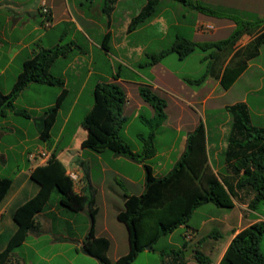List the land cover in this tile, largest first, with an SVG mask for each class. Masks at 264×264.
Listing matches in <instances>:
<instances>
[{
	"label": "crops",
	"instance_id": "0c3cea01",
	"mask_svg": "<svg viewBox=\"0 0 264 264\" xmlns=\"http://www.w3.org/2000/svg\"><path fill=\"white\" fill-rule=\"evenodd\" d=\"M1 1L2 5L8 8L5 9L6 11L3 16L6 31L8 30L11 36L13 33H17L20 37L14 42H9V40L7 41L8 37L4 33L0 35L1 40L9 42V47L5 49L4 44L0 41V57L5 55L8 58V63L15 60L24 51L28 55L27 58H31L38 51H34L31 47L46 37L50 32L56 30H60L62 32L61 36L63 37L68 34L69 30L76 31L88 42L90 52L86 51L83 53L88 69L86 80L94 73V69L92 68V64L95 61L94 54H92L94 49L97 51L99 60L109 52L115 54L113 55L115 63L130 72L129 77H122L118 74L113 82L120 85L126 97L123 113L127 118V123L121 135L130 146L132 152L139 155L140 158L139 160H135L108 150L95 152L80 147L81 142L86 138V130L82 126V120L92 107V92L94 88H90V99L88 96L85 103L79 104L81 91L85 87V82L73 94L68 88L70 83L68 80L69 71L70 69L76 68V66H80L78 61L79 57L74 56L71 59L67 57L62 58L63 62L60 72L56 75L57 77L61 76L63 80L62 90L53 99L43 101L40 93L46 92V88L39 90L36 88L35 91L39 94L37 95L38 99L36 102L23 105V111H14L9 108L3 116H0V177L12 179L8 193L0 202V252L5 248L10 237L16 231L17 226L13 220L14 211L20 205L34 197L39 191L40 187L32 180L31 172L36 167L45 164L43 159L39 157L40 152H46L49 156L55 154L64 166L66 176L71 181V190L66 194L65 201H62V198L58 195L57 203L53 205H51L50 198L54 191L51 193L43 210L36 214L34 227L29 230L25 241L19 247H27L29 242H37L42 238H47L50 247L55 245H71L73 250L75 249L76 255H79L84 260L94 261V264H99L96 258L82 251V243L88 236L90 230L93 231L96 238H107L110 242V247L115 243L117 235L122 239L124 245L125 241L128 242V234L125 236L123 231L121 232V226L116 222V224H112L110 227L108 220L118 221L117 214L124 209L125 200L132 195L140 196L144 192L146 183L145 166L150 168L152 176L155 177L167 176L174 169L186 150L189 135L197 126L196 121L190 127H186L184 131L181 125L176 126L174 129L175 137L169 145L163 147L161 151H158L153 146L154 153L144 157L142 155L144 141H147L152 131L155 132L153 121L156 113L153 108H150L151 106L149 104L145 103L140 95V89L142 87L150 88L153 91L164 94L167 98H171L175 104L180 105L181 113L185 112L186 108L197 113V106L200 105L201 110L198 112L201 115L199 119L204 122L208 162L213 173L220 178L237 176L231 171V163H227L224 157L221 159L224 150L228 147L231 134L232 119L227 108L238 103H243L251 109L246 96L252 89H248L244 96L233 101H228L226 98L233 87L239 81L243 80L247 71L252 67L253 62L260 57L261 49L264 45L260 47L258 56L253 59L246 60L245 56H237L235 53L245 48L257 33L263 30L264 26L262 29L254 32L251 30L244 32L236 41L235 45L230 48L229 54L226 57H218V63L215 62V65H217L215 67L216 71L212 73L211 80L208 82V84L213 83L214 85L205 96H199L195 92H190L188 95H184V97L173 93L172 89H170V84L162 79L163 73L160 74L155 71V67L157 65L161 66L160 63L169 55L153 65L150 64L149 56L169 48L167 47L165 49L161 47L160 43L169 38L168 30L172 25L189 26V34L177 35L174 41L177 38H185L198 44L202 42L197 39L204 33L198 30V27L203 23V19L198 15V10L193 7L197 6L196 1L38 0L35 9L27 8L25 10L23 9L26 4L24 1ZM154 2L156 5L153 13L133 26V20L144 12L149 3ZM221 2H218L214 8H221L223 11L227 10L228 6L224 5V2ZM85 3L89 4L88 9L83 7ZM43 7L48 9V15L45 21H49V24L46 25L42 22V17L39 19L35 15ZM93 14L96 16H93ZM188 14L191 16L189 25L187 24L188 19H186ZM236 26L230 23L225 26L218 25V27L213 28L211 34L216 35L223 29L235 28ZM28 36H32V39L25 43L24 40ZM173 42L170 38L168 46H171ZM55 45L56 43H53L42 47L52 48ZM194 52L184 58L178 57L179 61H185ZM27 58H24L23 62ZM202 60L203 58H200L199 62L202 63ZM244 61H246L245 68L237 79L228 89L223 88L220 80L225 68L230 65L238 67L243 65ZM56 63L55 61L51 66V73L52 69L56 67ZM7 65L2 68L0 67V77L5 75ZM98 68H101V66L98 65ZM257 68L261 72V66L258 65ZM145 69L146 73L143 72ZM98 70L95 73L103 77V73L100 69ZM165 71L168 72L167 70ZM75 75L78 76L77 74ZM263 77L258 76V82L263 81ZM32 84L43 85L37 83ZM32 84L27 85L19 94L22 95ZM128 84L131 86H128ZM47 87L51 86L47 85ZM219 88L222 92L217 99L224 101L220 103V108L217 110L214 107L207 111L208 102L215 99L213 98L214 91L216 92ZM62 91H65V94L59 101V95ZM7 93L5 87L0 88V94ZM55 105L58 106L56 120L48 136L43 139L41 137V131L44 112ZM77 109L80 110V116L76 115ZM213 111L219 112L224 119L215 117L214 114L216 113ZM30 112L38 114V117H31L32 114ZM20 114L25 115L28 119V126L13 121L12 117ZM168 116L167 113H164L165 122L162 120L157 129L165 126ZM257 117L264 122L263 111H259ZM249 119L251 123V116H249ZM261 124L263 123L256 122L253 126L264 128V125ZM134 125L137 126L138 131L134 135H130V129ZM32 127L33 131L31 132L30 128ZM145 128L147 129L146 135L144 133ZM128 140L135 144L134 147L131 146ZM17 156L20 163L12 168L11 160L17 158ZM80 170H83L81 176L79 175ZM94 172L99 173L100 176H94ZM108 173L111 176H106ZM240 175L242 173L238 176ZM238 197L240 200H233V208L229 210H216L220 212V216L214 217V215L210 214L198 225H188L189 227L181 226L178 228L185 229V243L192 242L189 249H194L193 245L200 238L211 233V231L204 232V226L208 222L216 221L223 226L228 232L226 241L223 244L219 243V241L206 240L200 245V250L210 258L209 264L219 263L231 240L239 231L254 222L264 221L256 216L255 212L251 211L247 206L248 201L252 197L250 192L239 191ZM200 207L194 211L192 217L198 213L197 211ZM62 212H65L67 217H62ZM54 215L58 218L62 217L61 220L63 219L71 228V233H68L65 229H59V223L53 219ZM78 224L82 226L81 233L75 232ZM15 249L11 253L8 264H21ZM213 252L216 253L215 260H212L210 257V254ZM55 254L60 256L66 255L62 251H58ZM186 258L188 259L187 264H198L190 257Z\"/></svg>",
	"mask_w": 264,
	"mask_h": 264
},
{
	"label": "trees",
	"instance_id": "16d2710c",
	"mask_svg": "<svg viewBox=\"0 0 264 264\" xmlns=\"http://www.w3.org/2000/svg\"><path fill=\"white\" fill-rule=\"evenodd\" d=\"M155 2L149 3L144 12L133 20L137 25L151 15ZM202 9L200 6H193ZM244 32L234 35L222 42L211 45H201L185 38H177L172 45L159 53L149 56L150 64H156L170 54L184 58L198 47L234 46ZM264 45V28L242 50L235 54L253 59ZM69 49V48H68ZM66 49L58 46L41 48L29 59L23 62L22 70L7 94H0V116L11 108L18 94L29 84L37 83L48 86L63 85L61 77L50 72L51 66L65 55ZM246 61L238 67L230 65L225 68L220 83L228 89L245 68ZM65 91L59 95V101ZM140 95L155 110V126L164 119L165 103L155 96L150 88L142 87ZM92 107L82 120L86 130V138L81 142L82 149L95 152L108 150L118 155L139 160L140 156L133 153L128 143L122 138V130L127 123L123 113L126 101L123 89L117 83L98 82L92 92ZM58 106L47 109L42 118L41 137L45 139L57 117ZM231 119V134L225 150L224 160L230 164L231 171L237 176H215L207 156L205 128L203 125L195 129L188 137L186 150L174 169L164 177L152 176L150 168L145 166V190L140 196L132 195L125 200L124 209L117 214V220L126 227L128 234V251L111 261L108 257L110 242L104 237H95L90 230L82 243V251L94 258L99 264H132L138 255L153 248L163 236L170 234L181 226H188L194 211L201 205L213 203L224 209L234 206L233 200H240L239 191L251 193L248 208L256 212L264 202V128L252 126L246 105L238 103L227 108ZM154 132L144 141L142 155L154 153ZM141 160V159H140ZM66 170L55 154H52L44 165L36 167L31 172V178L39 185L38 193L13 213L16 231L10 237L5 248L0 252V264H8L11 253L26 239L30 229L34 227L35 216L43 210L51 193L57 194L65 201L66 194L71 190V181L65 174ZM240 173L242 175L238 176ZM12 179L0 177V202L8 193ZM203 236L193 245L194 253L190 256L198 264H209L210 258L201 250L200 245L213 234ZM264 235V221H257L239 231L231 240L218 264H264L261 251V240ZM219 235H216V238ZM191 245L185 243L179 250L161 252L162 257H168V264H187L185 251ZM163 264H166L165 262Z\"/></svg>",
	"mask_w": 264,
	"mask_h": 264
},
{
	"label": "rangeland",
	"instance_id": "374dc122",
	"mask_svg": "<svg viewBox=\"0 0 264 264\" xmlns=\"http://www.w3.org/2000/svg\"><path fill=\"white\" fill-rule=\"evenodd\" d=\"M26 2L24 6L25 9H35L36 3L38 0H21ZM197 3V6H200L202 9H198V15L202 17L203 23L198 27V30L202 31L204 33L201 37H198L201 45H211L216 44V42H222L227 39H229L232 34L234 35L235 32H246L248 30L251 31H257L258 29H262L264 26V0H194ZM224 2V5L228 6L227 10H222L221 8H214V6L218 3ZM176 4V1H175ZM174 4V5H175ZM5 5V4H4ZM88 3H85L83 5L84 8L88 9ZM82 7V8H83ZM5 9H8L7 7L2 5V1L0 2V35L3 33L8 37L7 41L14 42L18 40L20 37L17 35V33H13L12 36L9 35V31L5 29L4 26V14ZM37 17L40 19L42 17V22H44V25H46V18L47 15L43 13V8L40 10L39 13H35ZM192 15V14H191ZM93 16H96L93 14ZM191 16L188 14L186 19H188L187 24L189 25V20ZM228 23L237 25L235 28H226L221 30L218 34L212 35L213 28L220 26H225ZM61 31L56 30L50 32L46 37L42 38L39 42H37L34 46L31 48L35 51L38 49L44 48L47 45H51L53 43H56L54 47H64L66 49V53L63 56H60L56 60V67L52 69V74L54 76L58 75L60 72V68L62 66L63 59L67 57L68 59L75 57H79V64L80 66L74 69H70L68 74V80L70 81L68 88L70 89V92L75 93L79 90L81 87V84L85 82V87L81 91V98L80 103L83 104L86 102V100L90 99V88H94L96 83L98 82H114L116 79V76L119 74L122 77H129L130 72L129 70H126L125 68H122L119 64L115 63L113 60V55H115L113 52H109L107 55H103L101 59L99 60L97 57V51L94 49L92 54H94L95 61L94 64H92V68L94 69V73L92 76L86 80L87 76V64H86V58L84 59V52L89 51V45L88 42L85 40V38L76 31L69 30L68 34L66 36H61ZM188 35L189 34V26L183 27L181 26H174L172 25L169 30V38L167 40L165 39L163 42L160 43V46L163 48L170 47L168 46V41L173 42L174 38H176L177 35ZM73 35V37H72ZM22 39V38H21ZM32 39V36L26 37L24 40L25 43L29 42ZM1 43L4 44L5 49L9 47V42L6 40H1ZM73 41V42H72ZM73 43V44H72ZM44 46V47H42ZM52 47V48H54ZM19 48V46H18ZM69 48V49H68ZM230 46H224V47H216V46H210V47H198L195 49V52L191 55V57H188L185 61H179L178 55L173 53L170 54L161 64V66L157 65L155 68V71L160 74L163 73L162 79L170 84V89H172L173 93H176L178 96H186L190 92H195L197 95L205 96L206 93L212 89L213 83L208 82L211 80L212 73L216 71L215 62L218 63V57L223 56L226 57L229 54ZM48 49V48H45ZM218 50H221L218 52ZM87 52V53H88ZM27 53L24 51L21 55H19L15 60L8 63V58L4 55L0 57V67H4L7 65L6 73L5 75L0 77V88L5 87L6 91L9 93L12 85L17 79L18 74L22 70V62L24 58H27ZM200 58H203V62L200 63ZM28 59V58H27ZM214 62V63H209ZM98 65L101 66V68H98ZM261 66V72L257 66ZM114 71H113V68ZM100 69V71L103 73V77L98 76L95 72ZM167 70L168 72H166ZM99 71V70H98ZM143 72L146 73V69L143 70ZM77 74L78 76H76ZM258 76L263 77L264 76V47L261 49V55L256 59L252 67L247 71L245 77L243 80L239 81L232 89V91L228 94V97L226 98L228 101H233L239 97H242L245 95L246 91L248 89L250 92L246 96L247 101L251 106V109H249L247 106V111L249 116H251V125H255L256 122H261L264 125V122L262 119H259L257 117V113L259 111L264 112V79L261 82H258ZM57 77V76H56ZM61 77V76H59ZM264 78V77H263ZM261 83V84H259ZM32 84V83H31ZM33 86V87H32ZM42 86V87H41ZM128 86H131L128 84ZM259 87V90H258ZM37 90L41 88H46V92L40 93L41 99L43 101L54 98V96L59 93L62 90V86L54 85L51 87H47V85H35L32 84L31 87H29L24 93L19 94L18 98L16 99L15 103L11 106L10 109L14 111H23L22 106L23 105H29L31 103H34L37 101V95H39L35 89ZM152 93L155 94L158 98L162 99L165 103L163 110L164 113H167L169 116L167 118V121L165 123V126L163 128L157 129L158 126H155L154 129V142L153 146L157 148L158 151H161L163 147H166L169 145L174 137L175 132L174 129L176 126L181 125L183 131L186 129V127H190V125L196 121V128L200 127L201 125L204 126V122L199 119V116L201 115L200 111L201 107L200 105L197 106V113L190 110L189 108H186L185 112L181 113L180 111V105L175 104V102L171 98H167L164 94H161L160 92L153 91L150 89ZM221 89L219 88L216 92L214 91L213 98L214 100H210L208 102V109L215 108L217 110L220 108V103H222V99H217L218 96L221 94ZM71 94V96H72ZM184 96V97H185ZM143 98V97H142ZM255 98H257L255 100ZM93 101V99H92ZM146 104H148L147 101H145ZM150 108H153L152 106ZM214 112V111H213ZM212 112V113H213ZM215 117H218V119H224L222 115H220L219 112H214ZM31 117H38V114L34 112H30ZM76 115L80 116V110L77 109ZM13 121L16 123L18 122L21 125L28 126L29 124L28 119L25 117V115L20 114L18 116L12 117ZM163 122H165V119H162ZM209 120V119H208ZM155 123V120L153 121ZM32 126V125H31ZM205 128V126H204ZM157 129V130H156ZM30 131H33V127L30 128ZM137 126L134 125L130 129V135H134L136 133ZM55 133V132H54ZM145 135L147 133V129L145 128L144 131ZM124 136V135H123ZM129 141V140H128ZM138 143V141H136ZM132 147H134V143L130 142ZM140 144V143H138ZM212 151V150H211ZM208 153V152H207ZM212 153V152H211ZM225 154V150L221 156V159H223ZM215 162V161H214ZM20 160L17 158H13L11 160V166L12 168L15 167L16 164H19ZM11 168V169H12ZM83 170H80L79 175L81 176ZM94 176H100L99 173L94 172ZM106 176H111L110 173L106 174ZM109 182V181H108ZM58 200V194L57 192H53L50 198L51 205L57 203ZM216 210H229V209H222L218 206H216L213 203H207L204 205H201V207L198 209V213H196L195 216L192 217V219L188 222V225H198L203 219H205L208 215L212 214L214 217L220 216V212ZM255 215L260 217L264 220V202L259 205L258 210L255 212ZM62 217H67V214L62 212ZM52 217V216H51ZM54 220L59 223V229H65L68 233H71V228L66 224L62 217L58 218L57 216H53ZM119 224L121 226V232L127 236L126 227L118 222V221H110L108 220V223H110V227L112 224ZM217 232L218 234H213V237L208 238L209 241H219V243H224L226 241V238L228 236V232L223 228L222 225L218 224L216 221L208 222L204 226V232ZM76 233L82 232V226L78 224V226L75 229ZM79 235V234H77ZM216 235H219V237L216 238ZM222 236V237H220ZM189 245H191L192 242H187ZM185 244V229H177L174 232L167 234L163 237H161L153 246L152 249L149 251H144L138 255V257L134 260L132 264H163L164 262L168 264V257H162L161 252H170L171 250H179L182 248V246ZM58 251L65 252L66 255L60 256L56 255L55 253ZM128 251V242L125 241V245L122 243V239L119 237V235L116 236V241L113 243L109 249V258L112 261H115L117 257L121 256L123 253H126ZM261 251L264 255V235L261 240ZM15 252L18 253V257L20 258L21 264H94V261H88L82 259L79 255H76L75 249L73 250V247L71 245H55L53 247H50L48 244L47 238H42L37 242H29V245L27 247H17L15 249ZM191 256V255H190ZM189 256V257H190ZM210 257L212 260H215L216 253L213 252L210 254Z\"/></svg>",
	"mask_w": 264,
	"mask_h": 264
},
{
	"label": "built area",
	"instance_id": "2783aa9c",
	"mask_svg": "<svg viewBox=\"0 0 264 264\" xmlns=\"http://www.w3.org/2000/svg\"><path fill=\"white\" fill-rule=\"evenodd\" d=\"M43 13L48 15V9L43 7ZM46 24H49V21H46ZM39 157L43 159L44 162H46L50 156L46 152H40Z\"/></svg>",
	"mask_w": 264,
	"mask_h": 264
},
{
	"label": "water",
	"instance_id": "95a60500",
	"mask_svg": "<svg viewBox=\"0 0 264 264\" xmlns=\"http://www.w3.org/2000/svg\"><path fill=\"white\" fill-rule=\"evenodd\" d=\"M151 247H146V250H150ZM194 253L193 249L190 248L188 250L185 251V257H189L190 255H192Z\"/></svg>",
	"mask_w": 264,
	"mask_h": 264
}]
</instances>
